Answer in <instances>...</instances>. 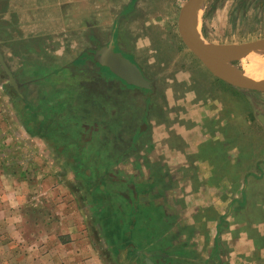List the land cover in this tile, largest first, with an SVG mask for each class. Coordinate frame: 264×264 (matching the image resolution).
Listing matches in <instances>:
<instances>
[{"label": "crops", "instance_id": "obj_1", "mask_svg": "<svg viewBox=\"0 0 264 264\" xmlns=\"http://www.w3.org/2000/svg\"><path fill=\"white\" fill-rule=\"evenodd\" d=\"M154 11L146 0H0V52L19 94L28 88L60 142L75 130L74 156L85 158L75 169L90 163L100 189L110 175L113 200L90 201L99 212L75 225L62 213L58 232L25 243L11 264H264V159L241 168L245 98L261 123L264 92L232 86L225 103L220 84L207 102L170 97L181 95L174 87L160 96L142 66L162 61L144 50L159 28ZM113 40L152 90L93 60Z\"/></svg>", "mask_w": 264, "mask_h": 264}, {"label": "rangeland", "instance_id": "obj_2", "mask_svg": "<svg viewBox=\"0 0 264 264\" xmlns=\"http://www.w3.org/2000/svg\"><path fill=\"white\" fill-rule=\"evenodd\" d=\"M187 2L146 0L149 8L155 10L152 14L159 17L156 22L159 28L153 35L154 47L148 46L144 50L149 59L160 58L162 61L142 62V66L150 76H154L151 78L158 83L160 96H164L161 93L166 89L174 87L181 95H174L172 91L170 97L180 99L190 93L207 102L210 100L209 90L220 93L221 84L226 90L219 97L227 103L231 96L226 91L237 89L213 76L180 36L179 15ZM197 27L210 47L242 46L263 41L264 0H207L197 14ZM259 50L264 48L241 55L243 60L239 57L227 61V64L247 72L251 70L253 59L261 52ZM256 70L258 68L252 72L264 76V72ZM180 77H187V82L179 81ZM188 78H191L190 82ZM8 80L0 65V264H11L14 254L28 251L25 243L39 242L48 231L58 232L62 213H66L72 220L71 224L75 225L84 215L92 218L94 212H99L96 209L100 208L90 207V201L94 204L113 201L110 199V175L104 188L100 189L102 184L94 180L97 174L92 173L95 168L90 163L75 169L85 162V158L74 156L76 148L82 144L74 135L75 130L65 134L68 142H60L64 132L54 131L48 126V119L44 118L46 110L38 108L37 102L32 100L34 97L26 93L28 88H23L20 95ZM20 80L27 84L29 81ZM202 87H206V95ZM250 108L245 98L246 143L241 165L245 172H249L258 160L264 159V127ZM228 116L232 117V114L229 112ZM62 148L67 149L64 154H69L68 158L56 156ZM120 201L125 200L121 198ZM107 214L113 215L112 211Z\"/></svg>", "mask_w": 264, "mask_h": 264}, {"label": "water", "instance_id": "obj_3", "mask_svg": "<svg viewBox=\"0 0 264 264\" xmlns=\"http://www.w3.org/2000/svg\"><path fill=\"white\" fill-rule=\"evenodd\" d=\"M206 1L188 0L181 10L178 28L184 44L219 80L240 90L264 92L263 75L253 72L246 73L244 70L227 64V61L235 60L241 55H248L255 50L264 48V40L242 46L210 47L207 45L200 36L197 27V14ZM92 57L99 66L107 68L127 85L148 91L153 89V82L144 75L135 62L117 50L114 40L108 46L95 50ZM0 65L9 77L8 84L15 90H19L17 80L8 68L1 52ZM259 120L264 126L263 115L259 116ZM148 264L154 263L148 261Z\"/></svg>", "mask_w": 264, "mask_h": 264}, {"label": "bare ground", "instance_id": "obj_4", "mask_svg": "<svg viewBox=\"0 0 264 264\" xmlns=\"http://www.w3.org/2000/svg\"><path fill=\"white\" fill-rule=\"evenodd\" d=\"M200 33V32H199ZM259 51H261V50H259ZM259 51H257V52H259ZM254 53V52H253ZM253 55V54H252ZM240 57V56H239ZM248 57V56H247ZM251 57V56H250ZM240 58H242V60H243V58L244 57H240ZM251 58H253V57H251ZM250 61V60H249ZM251 62V61H250ZM245 67V66H244ZM246 68H248V67H245V69ZM254 68L255 69H257L258 68V70H256V71H261V72H264V50H262L261 52H259V54L258 55H256V57L253 59V61H252V66H251V70H248L246 73H250V72H255L254 71ZM260 68V69H259Z\"/></svg>", "mask_w": 264, "mask_h": 264}, {"label": "flooded vegetation", "instance_id": "obj_5", "mask_svg": "<svg viewBox=\"0 0 264 264\" xmlns=\"http://www.w3.org/2000/svg\"><path fill=\"white\" fill-rule=\"evenodd\" d=\"M126 56H128V55H126ZM129 57V56H128ZM130 58V57H129Z\"/></svg>", "mask_w": 264, "mask_h": 264}, {"label": "trees", "instance_id": "obj_6", "mask_svg": "<svg viewBox=\"0 0 264 264\" xmlns=\"http://www.w3.org/2000/svg\"><path fill=\"white\" fill-rule=\"evenodd\" d=\"M79 160V159H78Z\"/></svg>", "mask_w": 264, "mask_h": 264}]
</instances>
